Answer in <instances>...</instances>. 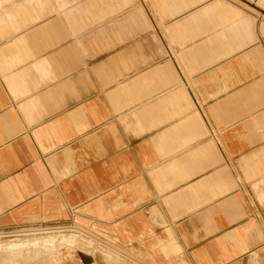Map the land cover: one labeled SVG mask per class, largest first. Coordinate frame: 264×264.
I'll use <instances>...</instances> for the list:
<instances>
[{"label":"crops","instance_id":"1","mask_svg":"<svg viewBox=\"0 0 264 264\" xmlns=\"http://www.w3.org/2000/svg\"><path fill=\"white\" fill-rule=\"evenodd\" d=\"M258 11L0 0V264H264Z\"/></svg>","mask_w":264,"mask_h":264},{"label":"rangeland","instance_id":"2","mask_svg":"<svg viewBox=\"0 0 264 264\" xmlns=\"http://www.w3.org/2000/svg\"><path fill=\"white\" fill-rule=\"evenodd\" d=\"M243 1H247L248 4H250L251 6L253 5V7L255 9H258L259 10L258 15L264 18V3L262 2V0H243ZM62 235H66V234H58L55 237L63 238L64 236H62ZM42 236H45V234L44 235L43 234L22 235V236H19L17 238H20V239L25 238V237H27V238H25L23 240H15V241H8V240L4 239V240H1L4 242H0V243H3V244H0V250L1 249L12 250L18 254V257H20L23 251H28V250H30V248H37L38 244H39V239ZM66 236L72 237L70 234H68ZM28 237H31V238H28ZM72 238L74 240L70 244H75L76 239L74 236ZM14 239H16V238H14ZM41 239H43V238H41ZM20 260L21 259H18L17 261L16 260L15 261L20 262Z\"/></svg>","mask_w":264,"mask_h":264},{"label":"built area","instance_id":"3","mask_svg":"<svg viewBox=\"0 0 264 264\" xmlns=\"http://www.w3.org/2000/svg\"><path fill=\"white\" fill-rule=\"evenodd\" d=\"M67 228L65 226H49V227H44V228H36V229H24V228H9V229H0V240L3 239H14L22 235H27V234H34V233H46L50 231H63L66 230Z\"/></svg>","mask_w":264,"mask_h":264},{"label":"bare ground","instance_id":"4","mask_svg":"<svg viewBox=\"0 0 264 264\" xmlns=\"http://www.w3.org/2000/svg\"><path fill=\"white\" fill-rule=\"evenodd\" d=\"M34 234H39V233L36 232V233H34ZM25 238H27V237H25ZM25 238H23V239H25ZM23 239H12V240L10 239V240H8V241L23 240ZM0 242H4V241H0ZM71 242H72V241H71Z\"/></svg>","mask_w":264,"mask_h":264}]
</instances>
